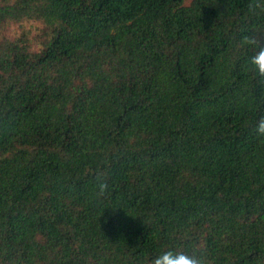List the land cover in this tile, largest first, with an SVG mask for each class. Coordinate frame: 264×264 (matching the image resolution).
<instances>
[{
    "label": "trees",
    "instance_id": "16d2710c",
    "mask_svg": "<svg viewBox=\"0 0 264 264\" xmlns=\"http://www.w3.org/2000/svg\"><path fill=\"white\" fill-rule=\"evenodd\" d=\"M249 2L0 0V264H264Z\"/></svg>",
    "mask_w": 264,
    "mask_h": 264
},
{
    "label": "clouds",
    "instance_id": "9594fccd",
    "mask_svg": "<svg viewBox=\"0 0 264 264\" xmlns=\"http://www.w3.org/2000/svg\"><path fill=\"white\" fill-rule=\"evenodd\" d=\"M249 9L264 12V0H250ZM8 27V25H5ZM25 27H28L25 25ZM242 43L253 48L254 54L250 57L249 64L255 71L256 76L264 80V29H255L242 37ZM255 133L264 137V117L259 118L255 124ZM97 196L103 197L110 189L107 179L97 176ZM197 251L190 254L176 249L165 250L151 258L150 264H214V261L206 254L202 246L197 244Z\"/></svg>",
    "mask_w": 264,
    "mask_h": 264
},
{
    "label": "rangeland",
    "instance_id": "374dc122",
    "mask_svg": "<svg viewBox=\"0 0 264 264\" xmlns=\"http://www.w3.org/2000/svg\"><path fill=\"white\" fill-rule=\"evenodd\" d=\"M191 2V0H186V3L189 4Z\"/></svg>",
    "mask_w": 264,
    "mask_h": 264
}]
</instances>
